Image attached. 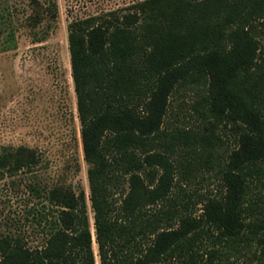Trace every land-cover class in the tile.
Returning a JSON list of instances; mask_svg holds the SVG:
<instances>
[{
	"label": "trees",
	"instance_id": "1",
	"mask_svg": "<svg viewBox=\"0 0 264 264\" xmlns=\"http://www.w3.org/2000/svg\"><path fill=\"white\" fill-rule=\"evenodd\" d=\"M58 19L57 0H0V52ZM66 32L94 231L79 183L33 177L44 240L0 230V264H96L93 235L98 264H264V0H133ZM40 160L1 144L0 179Z\"/></svg>",
	"mask_w": 264,
	"mask_h": 264
},
{
	"label": "rangeland",
	"instance_id": "2",
	"mask_svg": "<svg viewBox=\"0 0 264 264\" xmlns=\"http://www.w3.org/2000/svg\"><path fill=\"white\" fill-rule=\"evenodd\" d=\"M131 1L57 0L58 25L46 40L33 44L22 35L17 48L0 52V145L27 144L35 147L41 158L35 173H21L13 182L8 177L0 179V230L19 227L31 246L40 245L45 237L32 215L28 220L24 218L25 208L40 206L38 198L27 188L33 177L40 185L57 181L79 183L86 193L94 231L66 24L71 17L99 13ZM188 98L184 95L171 101L169 119L181 122L189 119ZM216 185L214 178L193 183L203 190L215 189ZM93 249L98 264L94 235Z\"/></svg>",
	"mask_w": 264,
	"mask_h": 264
}]
</instances>
